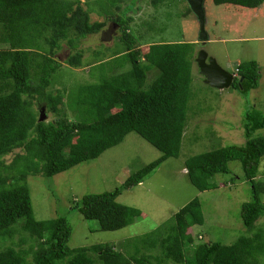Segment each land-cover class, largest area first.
<instances>
[{
  "label": "trees",
  "instance_id": "16d2710c",
  "mask_svg": "<svg viewBox=\"0 0 264 264\" xmlns=\"http://www.w3.org/2000/svg\"><path fill=\"white\" fill-rule=\"evenodd\" d=\"M110 1L97 11L104 20L91 22L93 9L83 8L78 0H0V264H264L260 263L264 228L256 225L264 216V178H258L259 167H264V135L254 136L264 130V116L256 110L245 115L243 144L221 145L185 162L187 177L199 191L217 188L211 179L229 173V163L241 164L251 199L241 206L246 234L231 244L193 245L188 229L203 224L197 199L165 225L124 244L127 254L103 243L72 248L68 244L72 228L64 217L35 218L29 175L52 177L96 159L135 132L161 156L112 191L86 194L72 206L83 218L95 220L100 230H119L140 213L116 198L141 183L163 160L179 154L190 108L195 44L142 46L130 29L131 16H126L134 0L125 8L124 0ZM165 1L172 0L151 3L158 7ZM212 2L255 9L264 0ZM107 21L121 29L118 38L123 48L116 55L128 69H115L67 94L54 89L61 65L56 54L68 49L64 63L90 66L83 64L79 44L94 34L103 37ZM153 68L158 73L147 83ZM258 71L254 60L239 62L232 89L246 94L256 88ZM40 111L50 119L39 120Z\"/></svg>",
  "mask_w": 264,
  "mask_h": 264
},
{
  "label": "rangeland",
  "instance_id": "374dc122",
  "mask_svg": "<svg viewBox=\"0 0 264 264\" xmlns=\"http://www.w3.org/2000/svg\"><path fill=\"white\" fill-rule=\"evenodd\" d=\"M83 8H92L90 21H103L98 15L103 5L110 0H78ZM132 0H124L122 8ZM154 7L151 0H134L126 16H131L130 29L144 45L150 43H194V51L204 50L207 57L226 71L236 73L239 62L254 60L259 67L260 78L256 88L246 94L228 88L207 85L192 62V82L189 110L181 148L177 157L163 160L148 172L143 181L122 191L116 198L120 204L139 211L125 227L115 231L100 230L95 220L83 218L72 208L74 200L89 193L112 191L130 175L157 160L161 153L135 132L128 133L123 140L103 151L96 159L84 161L52 177L41 175L27 177L33 213L36 219L64 217L72 231L69 246L81 247L97 243L110 244L123 250L135 237L142 236L165 225L173 214L190 201L201 203L203 224L188 229L193 245L219 241L231 244L246 234L241 221V206L251 199V187L245 179L239 162L229 163L230 172L217 174L211 181L217 188L199 191L189 181L185 162L190 157L221 145L243 144L245 141V115L256 110L264 116V2L255 9L234 5H215L204 0L205 42H200L201 24L186 0H172ZM124 11H120L123 14ZM112 26L110 30L109 27ZM81 40L84 50L83 64L88 67L74 68L64 63L69 51L63 49L56 54L60 67L55 73L54 89L67 94L78 85L96 83L115 69H128L120 53L123 48L118 36L120 28L107 21L105 32ZM152 69L147 83L156 77ZM45 117L50 119L49 114ZM264 135V130L256 135ZM258 178H264V167H259ZM257 226L264 228V216ZM19 235H16L18 239ZM7 245V243L5 242ZM131 245V244H130ZM191 246H187L189 249ZM155 254L158 250H153ZM264 263V257L260 263ZM171 264V263H168Z\"/></svg>",
  "mask_w": 264,
  "mask_h": 264
},
{
  "label": "water",
  "instance_id": "95a60500",
  "mask_svg": "<svg viewBox=\"0 0 264 264\" xmlns=\"http://www.w3.org/2000/svg\"><path fill=\"white\" fill-rule=\"evenodd\" d=\"M188 4L191 6L193 12L200 19L201 24V35L200 42H205L207 40V35L204 31V10L203 3L204 0H186ZM198 64L199 71L204 79V82L215 88H228L232 85L233 82V74L222 69L213 58L207 57V54L204 50H199L197 52V56L195 59ZM39 120H43L45 118V113L40 111Z\"/></svg>",
  "mask_w": 264,
  "mask_h": 264
},
{
  "label": "flooded vegetation",
  "instance_id": "af4514ba",
  "mask_svg": "<svg viewBox=\"0 0 264 264\" xmlns=\"http://www.w3.org/2000/svg\"><path fill=\"white\" fill-rule=\"evenodd\" d=\"M109 29L111 30V29H112V26H110ZM110 30H108V32H104V35H105V36H106V35L109 36L110 33H111ZM198 50H200V49H198ZM197 52H198V51H197ZM197 52H196V56H197Z\"/></svg>",
  "mask_w": 264,
  "mask_h": 264
},
{
  "label": "clouds",
  "instance_id": "9594fccd",
  "mask_svg": "<svg viewBox=\"0 0 264 264\" xmlns=\"http://www.w3.org/2000/svg\"><path fill=\"white\" fill-rule=\"evenodd\" d=\"M115 25V24H114ZM233 74V77L235 78V77H237V74L236 73H232Z\"/></svg>",
  "mask_w": 264,
  "mask_h": 264
},
{
  "label": "crops",
  "instance_id": "0c3cea01",
  "mask_svg": "<svg viewBox=\"0 0 264 264\" xmlns=\"http://www.w3.org/2000/svg\"><path fill=\"white\" fill-rule=\"evenodd\" d=\"M198 49H199V48H198ZM197 51L199 52V50H197ZM197 51H196V52H197Z\"/></svg>",
  "mask_w": 264,
  "mask_h": 264
}]
</instances>
